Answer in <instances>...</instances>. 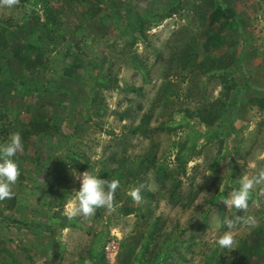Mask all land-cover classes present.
I'll return each instance as SVG.
<instances>
[{
	"label": "rangeland",
	"instance_id": "obj_1",
	"mask_svg": "<svg viewBox=\"0 0 264 264\" xmlns=\"http://www.w3.org/2000/svg\"><path fill=\"white\" fill-rule=\"evenodd\" d=\"M218 4L237 26L211 22ZM17 131L0 264H264V185L247 212L219 202L264 170V0L0 9V143ZM73 170L119 179L116 210L69 221ZM236 215L257 224L229 252L215 241Z\"/></svg>",
	"mask_w": 264,
	"mask_h": 264
},
{
	"label": "clouds",
	"instance_id": "obj_2",
	"mask_svg": "<svg viewBox=\"0 0 264 264\" xmlns=\"http://www.w3.org/2000/svg\"><path fill=\"white\" fill-rule=\"evenodd\" d=\"M20 0H0V9H13L17 7ZM24 145L20 132H13L7 141L0 143V201L10 200L14 197L13 191L21 172L18 163L14 159L18 153L23 152ZM98 171V170H97ZM73 176L80 181L79 191L75 192V199L69 202L65 209V215L69 221L78 216L84 218L93 217L97 209L104 208L107 211L116 210L115 194L120 187L119 179H101L98 174L89 171L76 173ZM41 183V182H40ZM239 188L231 191L228 197L221 199L228 210L235 209L247 212L249 199L253 189L264 185V170L254 176L244 175L239 180ZM129 195L134 203H141V188L133 187ZM257 220L252 215H236L234 218H226L224 225L227 229L218 237L215 243L229 252L235 250L238 241L235 238L234 230L238 225L254 227ZM88 264V262H86Z\"/></svg>",
	"mask_w": 264,
	"mask_h": 264
},
{
	"label": "trees",
	"instance_id": "obj_3",
	"mask_svg": "<svg viewBox=\"0 0 264 264\" xmlns=\"http://www.w3.org/2000/svg\"><path fill=\"white\" fill-rule=\"evenodd\" d=\"M224 21L225 23H228L231 26H237L239 24L235 12L229 8V7H223L220 4L217 5V7L215 8V10L213 11L212 15H211V22L214 24H219L220 22ZM212 39V38H210ZM97 49L94 50L93 52L97 53ZM16 54L18 55V53L16 52ZM16 55V57H17ZM174 191L170 193V196H173ZM133 210L131 208L127 209L126 211H124V215H129L132 214Z\"/></svg>",
	"mask_w": 264,
	"mask_h": 264
},
{
	"label": "built area",
	"instance_id": "obj_4",
	"mask_svg": "<svg viewBox=\"0 0 264 264\" xmlns=\"http://www.w3.org/2000/svg\"><path fill=\"white\" fill-rule=\"evenodd\" d=\"M79 180V179H78ZM114 249V246H113V244H108L107 246H106V248H105V251H106V253H111L112 252V250Z\"/></svg>",
	"mask_w": 264,
	"mask_h": 264
}]
</instances>
